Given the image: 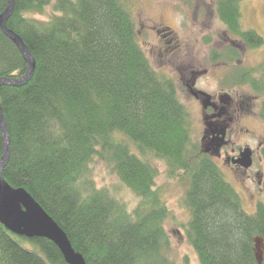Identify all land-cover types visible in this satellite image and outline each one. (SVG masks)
<instances>
[{
  "label": "trees",
  "instance_id": "trees-1",
  "mask_svg": "<svg viewBox=\"0 0 264 264\" xmlns=\"http://www.w3.org/2000/svg\"><path fill=\"white\" fill-rule=\"evenodd\" d=\"M242 1L217 0L216 14L257 47L263 37L243 31ZM7 2L0 0V17ZM132 2L15 0L8 27L23 38L36 69L23 86L0 85L11 138L5 180L32 194L87 264H178L165 227L169 209L156 188L160 170L151 159L157 158L170 178L187 185L191 215L184 228L201 264H264V201L248 213L193 139L177 81L157 72L141 45ZM26 72L22 53L0 25V77ZM239 72L245 83L256 71ZM252 85L264 93V85L254 79ZM4 154L0 124V160ZM99 162L112 165L118 186L98 181ZM0 264L69 263L53 241L18 236L0 222Z\"/></svg>",
  "mask_w": 264,
  "mask_h": 264
},
{
  "label": "rangeland",
  "instance_id": "rangeland-1",
  "mask_svg": "<svg viewBox=\"0 0 264 264\" xmlns=\"http://www.w3.org/2000/svg\"><path fill=\"white\" fill-rule=\"evenodd\" d=\"M132 1L140 42L152 66L160 74L174 77L177 83L179 73L190 70L189 65L195 68L198 67L199 56L207 59V52L213 47L212 40H221L226 37L224 25L214 16L217 0ZM241 10L243 13L242 29L250 30V28H253L264 39V0H244L241 2ZM217 42H215V46L219 47L221 44ZM257 47L252 50L264 61V43L262 46ZM209 67L210 64H205V68ZM228 67L222 66L219 72H225L226 70L229 73L230 68ZM252 74L258 84L264 83V73L256 71ZM247 86L244 85L242 90L245 97H248V101H256L259 94L264 97V93H259L253 85L251 87ZM180 99L190 111L193 139L203 149L205 148L202 143L203 128L197 109L190 104L188 96L182 95ZM245 125L250 128L255 126L249 120ZM245 139H241L242 143ZM248 142L254 143L255 140L249 139ZM132 147L134 152L139 153V150L134 145ZM151 160L156 163L160 170L156 180V188L161 191L169 209L165 227L170 234L171 256L178 264H201L199 256L191 245L184 228L191 215L186 203L187 185L180 179L170 178L167 172V165L164 162L157 158H152ZM262 165L261 169L264 172V162H262ZM220 168L238 193H244V196H241V194L240 196L245 210L250 214L255 213L258 203L264 201V190L261 191L259 189L256 181H243L240 177L233 176L228 168ZM96 176L101 184L109 186H118L120 184L111 164L105 162L97 163ZM244 184L249 186V192L246 190L247 193L245 192ZM123 194L127 198L133 199L127 190H123ZM20 243L24 247L34 250L40 255L42 254L32 241L20 239ZM257 247L259 251H262L263 242L261 240L260 242L257 240Z\"/></svg>",
  "mask_w": 264,
  "mask_h": 264
},
{
  "label": "flooded vegetation",
  "instance_id": "flooded-vegetation-1",
  "mask_svg": "<svg viewBox=\"0 0 264 264\" xmlns=\"http://www.w3.org/2000/svg\"><path fill=\"white\" fill-rule=\"evenodd\" d=\"M214 16L217 17L215 10ZM223 25L226 37L212 40L213 47L207 52V59L199 56L197 68L189 65L190 70L179 73V96H188L190 104L197 109L203 128V151L209 150L205 153L220 167L228 168L233 176L236 175L246 182L256 181L259 189L263 191L264 172L261 168L264 162V118L261 116V109L264 97L259 94L256 101H248L242 90L243 86L251 87L252 80L256 78L252 75L251 81L243 83L244 77H241L239 70L264 73V61L254 51L258 47H252L246 38ZM250 30L243 29L244 32ZM216 41L221 44L219 47L215 46ZM205 64H210V67L205 68ZM222 66H229L230 72H226L225 68V72H219ZM248 120L255 126L250 128L245 125ZM242 138H246L243 143ZM247 139L255 142L250 143ZM246 148L252 151L253 164L249 168L241 163V155ZM244 189L249 192L246 184ZM240 194L244 196V193Z\"/></svg>",
  "mask_w": 264,
  "mask_h": 264
},
{
  "label": "water",
  "instance_id": "water-1",
  "mask_svg": "<svg viewBox=\"0 0 264 264\" xmlns=\"http://www.w3.org/2000/svg\"><path fill=\"white\" fill-rule=\"evenodd\" d=\"M15 10V0H8L5 12L0 17V25L5 35L11 39L22 53L27 64V72L19 78L0 77V85L23 86L33 77L36 60L23 38L8 27V20ZM0 124L5 144V154L0 160V222L12 233L27 237L46 238L53 241L63 253L69 264H87L83 255L75 250L65 230L43 208V206L24 188H14L5 180L3 170L11 156V138L7 121L0 106ZM205 152H209L206 150ZM241 163L249 168L253 164L252 151L246 148ZM260 242V239H258ZM258 248V247H257ZM262 261V251L258 249Z\"/></svg>",
  "mask_w": 264,
  "mask_h": 264
}]
</instances>
